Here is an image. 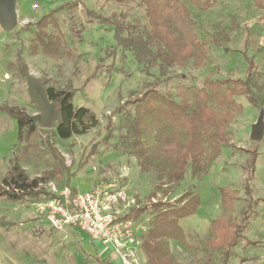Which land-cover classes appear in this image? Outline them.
Returning <instances> with one entry per match:
<instances>
[{"label":"rangeland","instance_id":"374dc122","mask_svg":"<svg viewBox=\"0 0 264 264\" xmlns=\"http://www.w3.org/2000/svg\"><path fill=\"white\" fill-rule=\"evenodd\" d=\"M68 1L73 0H39L40 8L34 10L33 1L17 0V27L6 31L0 25V108L16 106L26 115L39 113L28 93L25 67L47 86L73 90L74 106L92 109L99 123L87 133L66 140L57 135L55 128L39 126L28 140L21 142L16 119L0 110V180L15 157H20L31 179L60 166L49 148L50 138L73 174L71 186L80 192L113 182L138 206L158 200L174 202L188 191L198 193L201 197L198 212L181 221L193 250L185 251L172 242V251L184 264H202L211 222L223 214L222 188L239 192L234 219L239 222L243 218L247 208L243 189L247 151L256 149L259 153L254 179L257 202L231 262L264 264V108L253 106L246 97H235L239 113L229 127L230 144L223 147L206 176L195 178L188 169L184 180L166 196L161 192L156 198L150 196L157 184L154 177L140 168L137 159L122 144L127 131L125 112L132 109L127 103L152 86L179 99L180 86L201 88L211 75L244 79L248 70L245 48L257 65L259 81L264 83V7H259L255 0H217L212 8L199 10L189 0H181L212 56L203 67L174 66L163 74L157 66L145 70L132 52L117 45L113 26L91 21L83 9L85 4L106 16L129 11L132 21L140 19L145 23L143 10L137 3L123 6L114 1L82 0L83 4L69 11L61 7ZM72 15L83 29L81 39L73 34ZM42 18L43 29L38 26ZM219 22L222 26L237 22L240 29L231 33L229 42L217 45L212 37ZM40 31L62 37L59 53L43 52L38 39ZM35 44L37 52L33 48ZM109 122L114 132L111 139L105 140ZM261 122L262 137L254 139L255 128ZM65 179V176L56 178L45 189L50 193L60 191L65 188ZM35 203L0 201V264H121L111 248L93 240L86 232L72 227L50 228ZM150 217L145 212L139 220L149 226ZM141 259L146 264L143 252ZM208 264H221V253L213 254Z\"/></svg>","mask_w":264,"mask_h":264},{"label":"trees","instance_id":"16d2710c","mask_svg":"<svg viewBox=\"0 0 264 264\" xmlns=\"http://www.w3.org/2000/svg\"><path fill=\"white\" fill-rule=\"evenodd\" d=\"M104 1H114L123 6L137 3L143 10L146 22L143 23L140 19L132 21L129 11L106 16L86 6L82 0L68 1L61 7L70 11L83 4L85 14L91 21L113 26L117 45L132 52L145 70L157 66L165 74L174 66L187 68L192 64L200 68L211 59L212 53L200 38L196 22L190 18L181 0ZM189 1L199 10H208L217 2ZM255 2L259 7H264V0ZM71 18L73 34L81 39L83 29L75 16L72 15ZM43 20L42 18L38 22L42 29ZM217 25L218 29L212 37L213 43L217 45L229 42L231 33L240 29L237 22L230 26H222L220 22ZM40 32L38 39L43 52L49 55L59 53L62 37ZM33 48L37 52L36 44ZM246 49L243 54L248 70L244 79H221L211 75L201 88L180 86L177 94L179 99L152 86L127 103L132 109L125 112L127 131L122 136V144L125 151L137 159L140 168L154 177L157 184L151 197L156 198L159 192L163 196L168 195L170 189L173 190L184 180L188 169H191L195 178H202L209 173L223 147L230 144L229 127L239 113L235 97H246L253 106L264 108V83L259 81L257 65L253 57L246 54ZM42 83L47 87L50 100L58 105L59 119L55 130L62 140L85 134L98 125V118L92 109L74 106L73 90ZM0 110L16 119L21 142L28 140L40 126L31 121L19 107L4 106ZM110 122L105 140L113 136L114 127ZM47 142L60 166L31 179L23 169L20 157H15L6 175L0 180V201L5 199L24 203L54 197L45 186L64 176L65 187H69L74 193L78 192L71 186L73 174L64 158L50 138ZM247 152L249 157L245 162L246 176L243 184L247 208L243 211V218L239 222L234 219L239 192L222 188L223 214L211 222V231L205 243L206 258L202 264H208L217 252L221 253V264H232L234 250L248 226V219L257 202L254 197V179L259 153L256 149ZM200 206V195L188 191L174 202L158 200L147 206L135 205L129 210L124 218L137 222L143 213L151 215L149 226L146 225V230L141 235L146 264H184L173 253L172 242L185 251L193 250L181 221L195 215Z\"/></svg>","mask_w":264,"mask_h":264},{"label":"built area","instance_id":"2783aa9c","mask_svg":"<svg viewBox=\"0 0 264 264\" xmlns=\"http://www.w3.org/2000/svg\"><path fill=\"white\" fill-rule=\"evenodd\" d=\"M32 8H40L39 0H31ZM34 205L52 229L76 228L93 240L111 248L122 264H145L141 259L142 232L146 225L124 218L136 201L116 183H104L86 192L74 193L69 187Z\"/></svg>","mask_w":264,"mask_h":264},{"label":"water","instance_id":"95a60500","mask_svg":"<svg viewBox=\"0 0 264 264\" xmlns=\"http://www.w3.org/2000/svg\"><path fill=\"white\" fill-rule=\"evenodd\" d=\"M0 25L6 31H12L18 25L17 0H0ZM24 75L28 83L30 99L39 109L35 115L27 117L43 128H55L59 119V109L55 101H51L47 87L38 79L32 76L24 67ZM263 134V123L255 128L254 139H260Z\"/></svg>","mask_w":264,"mask_h":264},{"label":"crops","instance_id":"0c3cea01","mask_svg":"<svg viewBox=\"0 0 264 264\" xmlns=\"http://www.w3.org/2000/svg\"><path fill=\"white\" fill-rule=\"evenodd\" d=\"M115 253V252H114ZM116 254V253H115ZM116 257H117V255H116ZM117 259H119L118 257H117ZM146 262V261H145ZM122 264V263H121Z\"/></svg>","mask_w":264,"mask_h":264}]
</instances>
